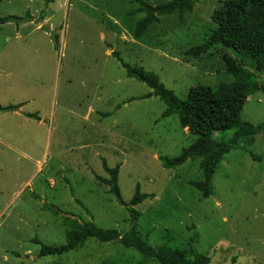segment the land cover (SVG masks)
Returning <instances> with one entry per match:
<instances>
[{"label": "rangeland", "instance_id": "374dc122", "mask_svg": "<svg viewBox=\"0 0 264 264\" xmlns=\"http://www.w3.org/2000/svg\"><path fill=\"white\" fill-rule=\"evenodd\" d=\"M218 6L205 0L182 19L160 18L136 40L144 14L135 0H0V18L23 20L0 25V107L21 105L0 112V264H139L136 251L93 239L38 257L35 241L65 243L63 217L120 235L130 230L128 211L97 180L108 178L104 162L119 167L125 204L136 186L152 196L133 208L148 246L187 252L192 245L209 264H264V95L254 93L241 111L242 122L263 126L260 133L216 136L232 150L213 176L212 196L202 199L189 185L202 179L198 160L173 170L161 161L194 137L176 115L163 118L164 103L145 98L150 89L117 60L157 76L180 100L194 86L230 83L223 59L264 83L249 58L222 47L192 53L214 28Z\"/></svg>", "mask_w": 264, "mask_h": 264}, {"label": "trees", "instance_id": "16d2710c", "mask_svg": "<svg viewBox=\"0 0 264 264\" xmlns=\"http://www.w3.org/2000/svg\"><path fill=\"white\" fill-rule=\"evenodd\" d=\"M140 8L137 14H144L133 31L134 39H139L151 26L158 23L160 18L176 16L182 19L190 14L195 5L205 0H171L156 6H150L140 0H135ZM214 28L204 42L192 50L194 55L207 53L216 47H222L237 55L249 58L254 62L255 73H264V0H219V6L211 17ZM19 17L0 18V25L20 23ZM120 65L126 76L147 86L150 93L145 98L156 97L166 106L163 118L176 115L181 129L188 130L194 137L191 146L184 149L179 156L162 158L163 167L168 170L176 169L187 162L199 161L202 171L200 181L190 182L189 185L201 194L202 199H208L213 194L212 179L225 155L232 150V142H223L217 135L237 129L232 139L239 141L242 137L254 136L263 126L253 127L241 121V111L247 100L257 92L264 95V83L255 80V74L244 69L241 65L223 59L225 70L231 77L230 83H220L215 87L198 85L188 90L185 100H180L172 92L165 89L157 76L140 68H131L119 58ZM21 107H0V112H15ZM232 140V141H233ZM107 179L97 178L108 188L110 195L124 207L129 214L131 228L124 235L115 230H103L93 223L79 224L68 218L62 220L68 225L66 241L61 246H46L35 241L40 249L38 257L61 256L78 248H82L88 240L98 243H118L124 248L136 251L142 261L139 264L156 262L157 264H209L210 258L199 254L194 246L189 245L188 251L175 250L167 246L150 247L137 234L136 224L139 213L133 208L152 198L151 195L141 194L135 187L134 195L129 204H125L118 187L119 167L109 169L103 163ZM55 216L57 211H52ZM187 256H190L187 257Z\"/></svg>", "mask_w": 264, "mask_h": 264}, {"label": "crops", "instance_id": "0c3cea01", "mask_svg": "<svg viewBox=\"0 0 264 264\" xmlns=\"http://www.w3.org/2000/svg\"><path fill=\"white\" fill-rule=\"evenodd\" d=\"M18 24H21V22L20 23H18ZM21 108V107H20ZM20 108L18 109V110H20Z\"/></svg>", "mask_w": 264, "mask_h": 264}]
</instances>
